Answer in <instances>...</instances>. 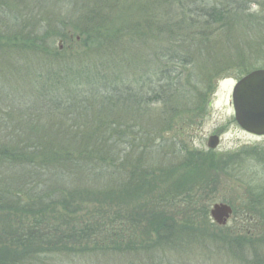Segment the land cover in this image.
I'll list each match as a JSON object with an SVG mask.
<instances>
[{"label":"trees","instance_id":"obj_1","mask_svg":"<svg viewBox=\"0 0 264 264\" xmlns=\"http://www.w3.org/2000/svg\"><path fill=\"white\" fill-rule=\"evenodd\" d=\"M114 2L0 0V264L69 255L174 264L200 240L218 249L199 227L214 201L197 200L209 159L181 157L178 166L154 148L169 121L199 108L222 74L232 69L239 79L264 67L242 63L254 41L229 48L225 39L252 15V0H125L121 25L105 11ZM71 28L81 40L60 50L55 42L68 41ZM154 35L166 45L152 67L144 49ZM157 103L171 108L164 126L143 112ZM245 193L243 223L264 221L254 206L264 194ZM253 242L250 260L263 263L264 237Z\"/></svg>","mask_w":264,"mask_h":264},{"label":"rangeland","instance_id":"obj_2","mask_svg":"<svg viewBox=\"0 0 264 264\" xmlns=\"http://www.w3.org/2000/svg\"><path fill=\"white\" fill-rule=\"evenodd\" d=\"M124 1L117 0V3L114 2L111 7L105 9L109 19L114 24L119 23L121 25L124 21V15L120 9L121 2L124 3ZM249 7L252 15L244 17L240 23L232 27L233 35L230 33V35L225 36V39L229 48L235 44L246 48L244 46L254 41L253 43L256 45L245 50L246 55L242 58V63L260 66L264 64V0H252ZM69 31L70 39L68 41L60 38L55 42L56 47H59L60 50L81 40L80 32L73 28ZM153 37V46L150 49H144L152 67L160 60L161 52L165 50L164 46L166 45L163 43V37L156 35ZM2 40V42L6 41V39ZM223 49L225 51H220L219 54L221 61L226 58L222 54L228 53L226 47ZM140 66L146 67V64L142 63ZM237 80L236 72L232 69L222 74L216 79L215 91L211 92L207 99L204 96L205 98L201 100L199 108L196 106L194 111L184 112L176 116L169 121L168 126L166 121L170 115V107H167V111L165 109L164 112L160 109L162 104H150L144 107L143 112L148 119L146 120L147 123L168 127L163 130V137L157 138L154 148L156 152L162 149L163 154L169 157L168 162L179 166L183 163L179 162L182 157V161L193 164L197 160L198 154L209 159L207 165H209L210 171L201 172L198 178L199 181L204 179V185L208 183V186L203 193L199 194L200 197L197 200L202 203L203 198L214 197V201H210L209 221L207 220L204 225L202 223L199 227L201 231L212 233L217 237L218 240L213 242L218 244V249L210 241L200 240L194 246L186 247L183 252H179L180 255L175 260L172 259L174 264H264L263 242L260 250L262 252L260 260L263 263L257 261L259 257L250 260L252 258L250 250H253L254 247L252 246L255 244L253 240L264 237V221L252 220L253 222L243 223L245 218L241 213V209L244 208L243 201L247 197L245 190L264 194V135L260 136L247 132L235 119L232 92ZM145 130L154 132V129L150 128ZM214 134L220 136V142L216 148L211 149L208 147V139ZM168 143H170L169 146ZM176 144L179 146L187 145L196 154L191 156L186 155L188 152L183 154L182 151L179 152L180 149L175 148ZM225 166H228L227 170H224ZM215 203H226L233 208L232 215L224 225H220L211 217V209ZM176 205V209H184L180 202L173 203V206ZM254 206L257 208L256 211H261L263 214L261 219H264V200L257 202ZM183 211L179 210L181 213L178 217H181ZM4 222L3 213L0 212V228ZM47 262L50 264H120L115 261L107 262L102 258L76 257L73 255L49 258Z\"/></svg>","mask_w":264,"mask_h":264},{"label":"water","instance_id":"obj_3","mask_svg":"<svg viewBox=\"0 0 264 264\" xmlns=\"http://www.w3.org/2000/svg\"><path fill=\"white\" fill-rule=\"evenodd\" d=\"M232 104L235 119L244 130L264 135V67L254 69L237 80L233 87ZM219 142V135H211L208 147L214 149ZM232 213V206L226 203H215L211 209V217L220 225L226 224Z\"/></svg>","mask_w":264,"mask_h":264}]
</instances>
